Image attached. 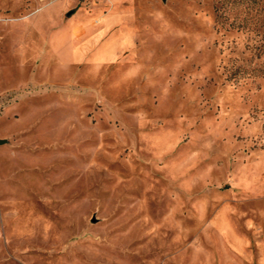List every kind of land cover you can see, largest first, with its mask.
Returning a JSON list of instances; mask_svg holds the SVG:
<instances>
[{
    "label": "rangeland",
    "instance_id": "rangeland-1",
    "mask_svg": "<svg viewBox=\"0 0 264 264\" xmlns=\"http://www.w3.org/2000/svg\"><path fill=\"white\" fill-rule=\"evenodd\" d=\"M0 139V264H264V0H0Z\"/></svg>",
    "mask_w": 264,
    "mask_h": 264
},
{
    "label": "bare ground",
    "instance_id": "bare-ground-1",
    "mask_svg": "<svg viewBox=\"0 0 264 264\" xmlns=\"http://www.w3.org/2000/svg\"><path fill=\"white\" fill-rule=\"evenodd\" d=\"M246 178V177H245ZM239 179V178H238ZM242 180V179H241ZM244 180H246V179H243V182H244ZM242 182V181H241ZM246 182H247V180H246Z\"/></svg>",
    "mask_w": 264,
    "mask_h": 264
},
{
    "label": "water",
    "instance_id": "water-1",
    "mask_svg": "<svg viewBox=\"0 0 264 264\" xmlns=\"http://www.w3.org/2000/svg\"><path fill=\"white\" fill-rule=\"evenodd\" d=\"M2 142H3V140L0 139V143H2Z\"/></svg>",
    "mask_w": 264,
    "mask_h": 264
}]
</instances>
